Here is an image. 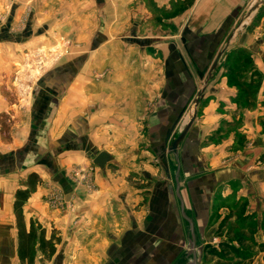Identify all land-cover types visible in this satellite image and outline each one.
I'll use <instances>...</instances> for the list:
<instances>
[{
	"label": "crops",
	"instance_id": "crops-1",
	"mask_svg": "<svg viewBox=\"0 0 264 264\" xmlns=\"http://www.w3.org/2000/svg\"><path fill=\"white\" fill-rule=\"evenodd\" d=\"M259 1L0 0V263L30 264L15 199L31 174L23 228L60 239L45 264H191L222 239L221 201L246 199L261 224ZM227 35L232 57L252 52L262 74L253 105L235 85L252 71L206 70ZM31 50L41 74L16 84ZM206 81L175 145L173 128Z\"/></svg>",
	"mask_w": 264,
	"mask_h": 264
},
{
	"label": "trees",
	"instance_id": "trees-1",
	"mask_svg": "<svg viewBox=\"0 0 264 264\" xmlns=\"http://www.w3.org/2000/svg\"><path fill=\"white\" fill-rule=\"evenodd\" d=\"M246 56V53L242 50L237 51L233 55L232 60L234 63L240 64L242 60H246ZM251 73L250 80L240 84V88L244 90L243 94L248 105H253L254 101L252 103L251 100L249 101V98L251 97L250 95H252V100L255 98L256 90L262 78L261 72L255 68ZM36 178V174H31L28 180L31 189L17 190L15 199V211L20 232V256L28 258L30 261L33 259L36 240H38V246L42 251H49L48 255H52L55 252V243L60 240L57 236L46 239L44 231L37 237L36 231L33 228L30 229V232H25L23 228L22 205L29 197L32 191V183L36 182ZM247 207L248 202L239 199L229 208L220 222L217 233H221L222 229L229 223L227 230L229 237L232 238L233 232L237 230L235 241L230 238H222L218 246L207 243L203 250L205 256L211 257L218 264H254L256 255L260 251H264V240H258V223L251 219V215L247 212ZM261 226L264 234V219L261 222Z\"/></svg>",
	"mask_w": 264,
	"mask_h": 264
},
{
	"label": "rangeland",
	"instance_id": "rangeland-1",
	"mask_svg": "<svg viewBox=\"0 0 264 264\" xmlns=\"http://www.w3.org/2000/svg\"><path fill=\"white\" fill-rule=\"evenodd\" d=\"M230 32H228V35H230L229 34ZM227 35V38H225V40L223 41V44H222V46H221V52H222V55H221V57H220V59H219V61H218V64L216 65V67H215V69L216 68H218V69H221V70H224V71H226V72H230V73H235V76H237V78L239 79L240 77V75L238 74L239 72H251V71H253V69L255 68V69H257L258 71L260 70L258 67H257V63L255 62V59L253 58V55H252V52H248L247 53V51H243L244 53H246V60H242L241 62H240V64H236V63H234V61L232 60V54L234 53V51H230L229 52V50H230V47H229V44H228V38H229V36ZM59 45H61V46H63V44L61 43H59ZM61 49H62V47H61ZM61 49H59L60 51H61ZM58 50V51H59ZM37 50H31L29 53H28V55H33L35 52H36ZM220 51V50H219ZM45 52V51H44ZM43 52V53H44ZM229 52V53H228ZM236 52V51H235ZM45 54H47L46 52H45ZM218 54V53H217ZM231 54V56H229ZM216 57L217 56H214L212 59H211V61H209L208 63H207V66H206V70L207 71H210V69H211V67H212V65H213V63H214V61L216 60ZM243 59V58H242ZM37 63H38V61H37ZM25 65H23V66H20V65H16V68H15V70H14V78H13V80H14V82H16V84H18V83H21V82H19L18 80H16L15 79V77H16V74H18V73H20L22 70H23V68H25L24 67ZM214 69V70H215ZM260 72V71H259ZM38 77H36V79H37ZM237 82H235V85L237 86V87H239L240 86V80L238 81V80H236ZM201 84V83H200ZM201 87H202V84L200 85V89H201ZM199 89V90H200ZM198 90V91H199ZM194 101L193 100H191L190 101V106H189V111L188 110H186L184 113H185V115H187V117H186V119H185V122H184V124L182 125V126H178V127H174L173 128V132H174V140H178V138H179V136H181V134H182V132H183V130L185 129V126H186V124H187V122H188V120L190 119V117L192 116V114H193V112H194ZM198 108H199V105L196 107V112H195V118H196V116L198 115ZM184 115V116H185ZM179 143H177L176 145H178ZM11 148H12V146H11ZM7 149V148H6ZM5 150V149H4ZM263 156H264V154H263ZM262 156V157H263ZM91 166H94L93 164L91 165ZM242 200H246V199H242ZM233 204V201H230V203L229 202H226V201H221V207H227L226 209L224 208L221 212L222 213H225V212H228V209L231 207V205ZM247 212L251 215L250 217H251V219L253 218V217H255V216H257L256 214H257V212L255 211V212H250L249 211V209H248V207H247ZM263 219H264V215H263ZM228 226H229V223H228V225H226L223 229H222V232H221V237L222 238H227V239H231V240H233V241H235V237H236V234H237V230H235L234 232H233V236H232V238L231 237H229V234L227 233V230H228ZM258 229L260 230V231H262V235H261V232L259 233V231L257 232L258 233V236H257V238H258V240H264V234H263V228H262V226H261V224H258ZM36 230H37V232H38V230H39V225L37 226V228H36ZM36 232V235H38V233ZM37 244H36V247H34V252H37V253H39V251H40V249H39V246H38V240H36L35 241ZM210 243L211 244H216L217 243V241H210ZM57 248V246L55 247V249ZM43 255V256H42ZM263 255H264V251H260L257 255H256V257H255V260H254V264H264V257H263ZM38 256L40 257V259H36L35 261L32 259V261H30V264H45L46 263V260L45 259H43L44 257H46V258H48V260H51V258H53V257H51V256H47L45 253H44V251L43 252H41V254L39 253L38 254ZM33 258L35 259V256L33 255ZM69 259V258H68ZM0 264H2V263H0ZM191 264H218V263H216L211 257H207V256H205V254H204V252H202V253H200V254H197L196 256H195V258L192 260V263Z\"/></svg>",
	"mask_w": 264,
	"mask_h": 264
},
{
	"label": "built area",
	"instance_id": "built-area-1",
	"mask_svg": "<svg viewBox=\"0 0 264 264\" xmlns=\"http://www.w3.org/2000/svg\"><path fill=\"white\" fill-rule=\"evenodd\" d=\"M42 57L43 56L41 52L38 50L33 55H29L24 66L25 68H23L20 73L16 74L15 79L23 84H29L33 82L36 77H39L41 74V69L39 68L37 61Z\"/></svg>",
	"mask_w": 264,
	"mask_h": 264
},
{
	"label": "water",
	"instance_id": "water-1",
	"mask_svg": "<svg viewBox=\"0 0 264 264\" xmlns=\"http://www.w3.org/2000/svg\"><path fill=\"white\" fill-rule=\"evenodd\" d=\"M263 5H264V0H261V1L257 2L256 4H254V5L251 7L250 14L252 13V11H253L254 9H257L258 7H261V6H263ZM222 52H223V51H222ZM222 52H220V53L218 54V56L216 57V60L214 61L213 65H212V67H211V69H210V71H209V75H211V74L213 73V71H214L216 65L218 64V61H219V59H220V57H221V55H222ZM206 86H207V81H206V83L204 84V87L202 88L201 92L199 93V95H198V97H197V99H196V101H195V103H194V112H193L192 116L190 117L189 121L187 122V124H186V126H185V130H184V132L187 130V128H188L189 125L193 122V120H194V118H195L196 107H197V105L199 104L200 97L202 96L203 91H204V89H205ZM184 132H183V133H184ZM182 135H183V134H182ZM180 137H181V136H180ZM180 137H179V138H180ZM178 141H179V139L175 142V145L177 144ZM107 159H108V154H107V152H100V153L96 156V158L94 159V162H95V164H97V165H99V166H103V165L105 164V162L107 161Z\"/></svg>",
	"mask_w": 264,
	"mask_h": 264
},
{
	"label": "bare ground",
	"instance_id": "bare-ground-1",
	"mask_svg": "<svg viewBox=\"0 0 264 264\" xmlns=\"http://www.w3.org/2000/svg\"><path fill=\"white\" fill-rule=\"evenodd\" d=\"M194 109V108H193ZM189 121V120H188Z\"/></svg>",
	"mask_w": 264,
	"mask_h": 264
}]
</instances>
